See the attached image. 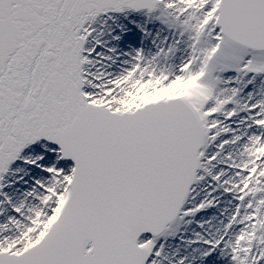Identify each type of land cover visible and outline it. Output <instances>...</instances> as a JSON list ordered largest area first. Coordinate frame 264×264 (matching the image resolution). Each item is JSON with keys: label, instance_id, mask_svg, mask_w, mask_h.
I'll return each mask as SVG.
<instances>
[{"label": "snow or ice", "instance_id": "obj_1", "mask_svg": "<svg viewBox=\"0 0 264 264\" xmlns=\"http://www.w3.org/2000/svg\"><path fill=\"white\" fill-rule=\"evenodd\" d=\"M0 264H264V0H0Z\"/></svg>", "mask_w": 264, "mask_h": 264}]
</instances>
